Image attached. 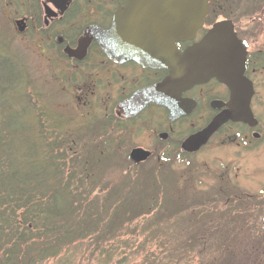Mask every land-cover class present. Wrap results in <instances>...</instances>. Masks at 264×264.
I'll list each match as a JSON object with an SVG mask.
<instances>
[{
    "label": "rangeland",
    "instance_id": "obj_1",
    "mask_svg": "<svg viewBox=\"0 0 264 264\" xmlns=\"http://www.w3.org/2000/svg\"><path fill=\"white\" fill-rule=\"evenodd\" d=\"M31 1L36 5L39 0H0V142L5 145L1 155L6 154L8 163L18 166L22 175L30 166L41 163L43 153L32 115L47 107L50 118L61 117L58 119L65 123V132L80 135V144L73 146L79 151L77 160L94 158L92 155L101 146L110 151L102 160H95L82 181L89 199L97 197L100 209L105 199L108 205L118 203L119 208L124 203L133 214L131 221L122 223L123 231L104 233L105 242L85 240L74 264H216L215 260L224 256V248L228 253L240 251L244 255L255 251L253 261L263 260L264 0H214L207 21L232 19L248 50L258 52L263 59L250 74L255 87L251 108L259 122L260 138L252 139L242 151L234 145H221L219 137L199 152L184 156L165 142L139 165L129 160L128 153L135 146L153 147L149 130L141 131L140 123L118 124L125 129L114 122L109 124L114 113L110 108L103 109L99 101L96 104L97 97H92L94 105L86 110L81 103L89 90L87 77L72 74V85L66 90L65 81L71 71L64 62L51 60L54 50L41 54L43 49L34 46L33 35L15 31L13 17L28 13ZM107 92L99 91L100 96H96L98 100H110L111 105L113 97H107ZM37 95L41 99H36ZM88 122L96 129L90 131ZM101 124L103 136L97 134ZM107 139L113 142L100 144ZM66 156L72 159L68 152ZM4 161L0 159V174ZM152 196L158 205L143 213V204ZM102 232L107 231L104 228ZM251 243L260 246L258 250L249 249ZM103 247L111 253V259L100 252ZM72 250L66 247L62 253Z\"/></svg>",
    "mask_w": 264,
    "mask_h": 264
},
{
    "label": "flooded vegetation",
    "instance_id": "obj_2",
    "mask_svg": "<svg viewBox=\"0 0 264 264\" xmlns=\"http://www.w3.org/2000/svg\"><path fill=\"white\" fill-rule=\"evenodd\" d=\"M125 1L66 0V3L62 4V0L57 2L39 0L36 5L31 1L28 13L17 14L12 21L17 34L27 32L33 35L31 40H34L36 48L43 49L41 54L52 49L54 53L51 55V60L66 64L71 71L68 72L69 76L65 81L66 90L72 85L70 84L73 82L72 74L77 78L82 75L87 77L89 90L85 91L81 103L86 106V110L94 105L92 97H97L95 103L99 101L105 110L110 108L114 118L120 123L128 126L143 124L141 131L149 130L154 145L151 148L137 147L150 151L149 158L154 155L157 146H163L165 142H169L168 144L175 151L184 156L199 152L219 137L221 145H234L242 151L249 147L252 139L258 140L261 136L257 129L258 124L252 128L245 123L229 120L223 123L197 151L190 153L182 151L181 146L186 138L202 130L215 116L227 108L230 90L216 78L194 85L179 94H170L164 99V103L147 101L142 107L133 109L131 101L135 94L139 90L162 82L169 74L166 64L171 65L178 58L174 51L167 50L162 53V56L155 57L151 66L143 65L134 59H123L122 56L117 60L108 56L102 47L104 42H108L112 52L120 53L119 35L113 33L112 23L114 14ZM213 3L214 0H209L208 14L204 24L196 31L194 37L175 42L179 53L199 42L212 24L219 21L207 23ZM125 20L126 16L120 15L117 23L122 24ZM16 21H23L22 31L18 29ZM234 30L246 45L245 75L250 78L254 68H248V61L263 59L258 52L248 50L245 38L239 35L235 23ZM105 90L108 91L107 97H113L111 105H108L110 100H105L104 97L98 100L99 91ZM154 112L156 116H153ZM161 135L165 137L162 138ZM162 153L161 157H163Z\"/></svg>",
    "mask_w": 264,
    "mask_h": 264
},
{
    "label": "trees",
    "instance_id": "obj_3",
    "mask_svg": "<svg viewBox=\"0 0 264 264\" xmlns=\"http://www.w3.org/2000/svg\"><path fill=\"white\" fill-rule=\"evenodd\" d=\"M257 62L249 60L248 68H257ZM8 79L11 85V78ZM36 97L41 99L39 95ZM41 109L44 110L33 116L31 108L37 140L41 143L43 153L38 166H30L22 175L18 166L8 163L6 154L1 155L5 145L0 142V159L5 160L0 174V264H42L50 259L56 260L55 264H74L79 260L78 254L85 240L105 242L104 233L123 231L122 223L133 218L130 206L124 203L119 208L118 203L108 205L105 199L100 209L97 197L89 199V193L82 187V181L93 169L95 160H102L110 152L107 146H101L98 153L92 155L94 158L77 160L79 151H74L73 146L80 144V135L65 132V123H60L58 119L61 117L52 119L48 116L50 111L47 107ZM109 120V124L114 122L118 128L125 129L124 125H118L121 123L115 118ZM88 123L86 126L90 131L96 129L92 122ZM101 128L102 124L98 126L97 134L103 136ZM112 142L107 139L101 140L100 144L110 145ZM75 170L81 173L76 175ZM157 202L155 196H152L143 204L142 212H151L158 205ZM104 228L107 232H102ZM251 246L249 249L252 250L260 247L252 243ZM66 247H72V252L63 254L62 250ZM228 251V248H224L225 254L218 261L215 260L216 264H264V257L263 260L259 258V261H253L255 251L247 255L240 251L238 254ZM100 252L106 253L107 258L111 259L112 255L106 252L105 247ZM242 259L246 262L243 263Z\"/></svg>",
    "mask_w": 264,
    "mask_h": 264
},
{
    "label": "water",
    "instance_id": "obj_4",
    "mask_svg": "<svg viewBox=\"0 0 264 264\" xmlns=\"http://www.w3.org/2000/svg\"><path fill=\"white\" fill-rule=\"evenodd\" d=\"M208 1L126 0L114 14L112 23L113 33L119 35L120 53L112 52L108 42L102 44L108 56L114 60L122 56L123 59H134L152 66V60L167 50L174 51L178 58L171 65L166 64L169 74L162 82L135 94L131 101L133 109L142 107L147 101L164 103L170 94H179L212 78L230 90L227 108L202 130L184 140L181 147L186 152L197 151L229 120L245 123L249 127L257 125L250 107L254 95L253 83L244 74L246 47L237 37L230 19L215 22L199 42L182 53L175 46L176 41L192 39L203 25ZM65 3L66 0H62V4ZM120 15L126 16L122 24L117 23ZM16 25L20 31L23 30V21H16ZM149 155V151L136 147L131 149L129 158L134 163H140Z\"/></svg>",
    "mask_w": 264,
    "mask_h": 264
}]
</instances>
